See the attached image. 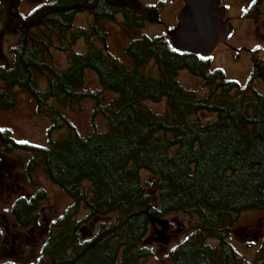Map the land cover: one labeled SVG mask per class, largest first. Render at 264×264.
I'll list each match as a JSON object with an SVG mask.
<instances>
[{
    "label": "trees",
    "instance_id": "obj_1",
    "mask_svg": "<svg viewBox=\"0 0 264 264\" xmlns=\"http://www.w3.org/2000/svg\"><path fill=\"white\" fill-rule=\"evenodd\" d=\"M20 4L17 0L16 15L0 14L19 37L14 65L0 66V108L14 107L21 88L51 124L47 145L18 141L10 128H0V141L6 152L29 155L30 177L41 167L73 200L47 225L39 211L44 189L17 198L12 208L17 225L46 235L37 260L29 264H156L149 260L157 255L155 244L163 246L169 238L153 226L160 228L158 220L173 213L195 218V227L169 249L167 264H264V242L248 260L230 241L243 212L264 211L260 49L250 50L244 84L222 68L211 70L210 56L175 49L165 34L131 40L125 48L132 60L128 67L101 48L82 53L72 46L82 37L90 45V36L105 43L103 22L118 12L125 14L126 25L136 27V20L129 21L139 12V0H51L27 14ZM85 4L95 6L89 30L75 26ZM55 38L68 42L60 48L72 51L66 68L52 60V49L59 46ZM152 62L158 75L147 70ZM87 69L97 73L100 87L87 86ZM181 70L201 78L206 94L182 84ZM87 99L93 101L94 117L105 116L107 130L85 137L64 108ZM163 99L164 112L149 104ZM202 113L211 117L204 120ZM60 129L68 132L55 139L52 131ZM142 171L150 177L143 179ZM88 227L95 231L85 233Z\"/></svg>",
    "mask_w": 264,
    "mask_h": 264
},
{
    "label": "rangeland",
    "instance_id": "obj_2",
    "mask_svg": "<svg viewBox=\"0 0 264 264\" xmlns=\"http://www.w3.org/2000/svg\"><path fill=\"white\" fill-rule=\"evenodd\" d=\"M48 1L50 0H22L20 5L21 12L30 13L37 5ZM150 1L154 2V0ZM233 20L237 24L236 19ZM91 21L92 17L88 12L78 13L75 18V26L89 28ZM118 21H104L105 43L96 36H90V45L84 38L77 39L72 46V50L85 53L93 47L101 48L106 54L114 56L126 66L131 67L132 60L128 58L125 50L130 40L134 37H139L141 33L155 36L165 32L164 27L158 24H149L141 31H135L125 28L123 22L120 23ZM171 24L173 25V23ZM235 32H238L243 37L233 35L228 44L219 43L211 55V70L222 68L229 79L244 84L248 79L252 66L250 50L257 47L261 40L253 32L252 25L247 23L242 27L237 24ZM259 33L264 34V30ZM18 38V35L11 33L5 25L0 24V66L11 68L14 65L13 48L18 42ZM54 40V43L59 46L52 49V60L59 67L66 68L72 51L60 48L62 45L67 46L68 42H60L57 38ZM259 56L264 58V47H261ZM147 70L151 71L153 75H158V68L153 62L149 64ZM178 78L182 84L198 88L200 95H204L208 91L206 87L202 89V79L192 75L188 70H181ZM86 81L87 86L100 87L98 75L92 69L86 70ZM42 82H45V79H42ZM2 85L3 82L0 80V90ZM42 87H45V85L42 84ZM17 94L18 100L14 107L6 110L0 109V128H10L12 135L18 141L47 145L50 120L44 114L38 112L35 100L27 91L18 88ZM108 97L111 98L112 94L108 93ZM149 104L160 112H164L167 106L165 99L159 102H149ZM64 112L72 120L78 132L85 137L96 131L105 132L107 130L105 116L102 114L93 116V101L91 99H87L73 108L66 107ZM201 116L204 120L211 117V115L206 113H202ZM67 132L65 129L54 130L52 131V136L55 139H59L66 135ZM2 156L5 172L8 176H4L3 192H0V226L4 230L3 224L5 222L11 233L17 234V247L12 249L5 247L6 249L3 250L1 248V257L29 264L37 260L41 246L46 240V235L45 232L22 229L18 225L16 227L11 213L13 200L23 194L30 195L39 189H44L46 198L43 200L39 211L42 213L41 223H46L47 225L55 221L73 200L47 177L41 167H36L31 177L27 174L28 154L20 150L4 151L3 153V147L0 143V161H2ZM142 177L147 179L150 175L147 171H142ZM14 185H17V188H14ZM151 193L155 196V191H151ZM158 222L161 224L160 228L153 226L155 231H158L157 235L159 233L163 236L167 235L169 240L163 246L155 244L157 255L149 260L156 264H167L169 249L193 231L195 218L184 213H173L163 219H159ZM94 231V227L91 229L88 227L85 233L92 234ZM230 241L246 259H254L264 242V211L248 210L243 212L233 226Z\"/></svg>",
    "mask_w": 264,
    "mask_h": 264
},
{
    "label": "flooded vegetation",
    "instance_id": "obj_3",
    "mask_svg": "<svg viewBox=\"0 0 264 264\" xmlns=\"http://www.w3.org/2000/svg\"><path fill=\"white\" fill-rule=\"evenodd\" d=\"M8 1H11L10 5H7ZM139 2L141 4V5L137 6L139 12L136 15H133L134 18H132L129 21L131 23V22H134V20H136V22H135L136 27H132V26L129 27L128 25L125 24L126 19H125V14L123 12H118L112 20H114V21L119 20L118 22H120V23L123 22V25L125 28L135 30V31H141L142 29H144L149 24L162 25L164 27L165 32L162 34H159V35H163V34L167 35L169 37L170 42H171L169 32L171 30H173L176 27V25L178 24V15L185 5V0H154V2H151L150 0H139ZM43 4H45V3H40L39 5L36 6V8L43 5ZM85 5H87L88 8H85L80 13L88 12L91 15V17H92V21L90 23V26H91V24L94 21V15H93L91 10H93L95 8V6H93L92 4H85ZM219 7L225 9L224 20H229L231 23V31L219 43L228 44L230 42V38L233 35L234 36H241V35H239L238 32H235V28L237 27V24H239V27H242L247 23V24L252 25L253 32L256 33L257 36L259 37V39L261 40V42L259 44H257L258 46L255 48L261 49V47H264V34H261V33L258 34V32H261L262 30H264V26H263V23H264V0H219ZM19 10L21 11L20 7H19ZM0 14H2V15L8 14L10 16L16 15L17 14V0H0ZM149 15H152V17H154V20L150 21ZM119 16L121 17V20H120ZM233 19H236L237 24L235 23V21ZM106 21H110V20H106ZM171 23H173V25ZM0 24L5 25L4 20H0ZM103 24H104V22H103ZM6 26L7 25H5V27ZM226 26H230V25H228V23H227ZM80 27H82L83 29H88V30L90 29V27L89 28L85 27V26H80ZM104 27H105V25H104ZM144 35H147V34L141 33V35L139 37H134L133 39L141 38ZM148 36H150V35H148ZM241 37H243V36H241ZM82 38H84V37H82ZM105 42H106V34H105ZM219 43H218V45H219ZM171 44H172V42H171ZM218 45L216 46V48L218 47ZM259 52H260V50H259ZM128 58H130V57L128 56ZM0 143L3 147V153H4V151H5L4 145L1 141H0ZM1 158H2V161H0V192H3L2 188L4 185V176L7 175V173L5 172V165L3 162V156ZM16 186L17 185H14V188H17ZM16 201H17V197L13 200V202L11 204V213L13 216L14 224L17 227V218L14 215L13 210H12ZM3 225H4V230L0 226V249L1 248H2V250L6 249L5 247H7L8 249H12L13 247H17V234L16 233L12 234L10 231V228L7 226V224L5 222ZM0 260L5 261V260H12V259L2 258L1 252H0ZM13 261H16V260H13Z\"/></svg>",
    "mask_w": 264,
    "mask_h": 264
},
{
    "label": "water",
    "instance_id": "obj_4",
    "mask_svg": "<svg viewBox=\"0 0 264 264\" xmlns=\"http://www.w3.org/2000/svg\"><path fill=\"white\" fill-rule=\"evenodd\" d=\"M225 9L219 0H185L178 15V24L169 32L172 46L177 50L211 56L218 43L231 31L224 20ZM228 25L230 26H226Z\"/></svg>",
    "mask_w": 264,
    "mask_h": 264
}]
</instances>
